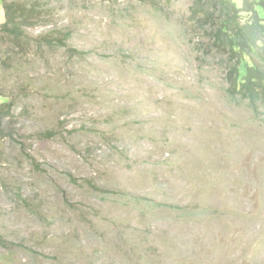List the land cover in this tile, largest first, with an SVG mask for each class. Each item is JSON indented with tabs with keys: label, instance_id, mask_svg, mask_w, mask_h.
Returning a JSON list of instances; mask_svg holds the SVG:
<instances>
[{
	"label": "rangeland",
	"instance_id": "374dc122",
	"mask_svg": "<svg viewBox=\"0 0 264 264\" xmlns=\"http://www.w3.org/2000/svg\"><path fill=\"white\" fill-rule=\"evenodd\" d=\"M4 3L0 264H264V110L229 96L208 0Z\"/></svg>",
	"mask_w": 264,
	"mask_h": 264
},
{
	"label": "trees",
	"instance_id": "16d2710c",
	"mask_svg": "<svg viewBox=\"0 0 264 264\" xmlns=\"http://www.w3.org/2000/svg\"><path fill=\"white\" fill-rule=\"evenodd\" d=\"M4 8L5 22L0 27V35L18 39L19 29L28 23L27 6L15 9L18 18H14L15 10L10 5L4 3ZM244 14H249L250 18H245ZM191 20L198 30H205L204 25L209 24L210 50L218 56L227 55L229 62H234L228 76L229 96L234 101H246L256 114L264 110V19L259 16L256 4L246 0L243 8H238L233 0H208L207 5L195 4ZM70 36L66 33L57 45H65ZM46 44L52 45L48 41ZM0 60L2 62V58Z\"/></svg>",
	"mask_w": 264,
	"mask_h": 264
}]
</instances>
